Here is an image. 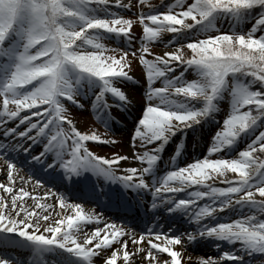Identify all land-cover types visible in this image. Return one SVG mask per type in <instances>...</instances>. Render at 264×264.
Masks as SVG:
<instances>
[{
	"label": "snow or ice",
	"instance_id": "1",
	"mask_svg": "<svg viewBox=\"0 0 264 264\" xmlns=\"http://www.w3.org/2000/svg\"><path fill=\"white\" fill-rule=\"evenodd\" d=\"M112 3L132 7L130 0L123 4L122 0H0V124L5 123V117L28 122L24 131L16 132L6 127L2 134L6 137L15 133L30 140L44 136L47 139L45 151L53 153L49 167L59 164L68 177L79 178L82 173L90 172L137 191L151 188L154 197L161 191L179 192L189 184L202 185L204 190L190 193L187 199L164 197L171 205L166 210L189 212L200 236L234 245L222 253L221 259L243 264L241 254H247L250 259L253 255L264 256V157L256 155L264 153V0H191L186 7L184 0H174L167 5L166 11L154 10L148 5L149 11H141L136 16L142 25L139 62L145 68L149 102L130 139L135 153L132 158L143 166L139 169L129 167L126 174L118 173L114 166L129 159L128 156L113 153L107 158L96 155L86 145V142L114 144L116 141L95 131H80L66 114L65 107L67 102L83 107L77 97L90 96L94 117L109 127L112 109H123L129 102L118 84L132 79L126 70L129 53L115 48L111 51L120 52L119 56L106 55L102 40L121 38L126 47L130 46L133 20L113 12L108 7ZM138 4L147 5V0H138ZM256 8L259 11L251 27L246 32L237 30L240 22L247 20ZM224 19L236 27L220 31L218 23ZM257 31L260 32L258 36L255 35ZM163 32L175 34L170 44L176 40L186 41L191 55L185 57L177 43L173 51L147 59L145 53L150 54V42L158 41ZM86 46L93 50L82 51ZM132 55L137 52L133 51ZM177 64L182 70L170 75ZM188 70L194 73V78H186ZM157 79L161 81L160 87L153 86ZM225 98L229 111L221 121L223 127L214 133L207 152L223 151L226 156L198 158L186 166L172 167L158 177L160 154L170 139L177 132L211 119ZM9 104L14 107L9 108ZM34 108L39 110L31 111ZM22 109L30 110L31 116L40 119L32 121L28 115H21ZM258 124L261 127L257 132ZM32 129L36 131L29 136ZM249 133L253 137L246 146L237 151L235 158H228L227 154L235 150L239 139ZM137 139L139 147L145 149L143 152H136ZM153 144L150 150L146 147ZM6 147L15 150L22 146L0 143V148ZM22 150L27 152L28 148ZM181 151L182 146L177 144L172 159ZM6 163L7 178L12 181L14 162L7 159ZM226 172L236 174L226 180L228 186L207 183L211 175L224 177ZM146 176H151V185ZM35 183L40 184V181ZM0 188L5 193H13V188L7 184H0ZM20 193L29 195L20 189L11 195L10 205L5 196H0V249L8 245L28 248L32 264H49V255L53 256L55 264H93V257L113 243L119 244V250L111 249L102 264H117L121 256L127 264L133 256L126 249L127 241L120 240L125 235L123 228L105 224L103 229L94 228L90 234L82 231L81 225L96 217L94 213L85 212L81 204L58 197L56 203L61 208H71L74 215L61 216L54 223H47L50 214L42 215L35 208L29 211ZM202 197L213 203L196 206L195 200ZM233 201L248 207L249 213L229 222L200 223L214 216V205L224 209ZM156 206L153 203L152 207ZM192 206H195L194 212ZM9 207L18 211L15 214L6 212ZM47 207L36 200V208ZM40 219L46 223L43 232L39 231ZM148 235L156 241L163 237L161 242L148 239L150 247L147 250L136 249L144 252L148 264H169L167 259L158 260V253L167 254L170 264H181L180 251L172 247L181 242L179 234L151 231ZM144 239L142 232L133 243L138 245ZM187 239H194L192 232L187 233ZM0 264H12V261L4 257L0 258ZM204 264H214V261L208 258Z\"/></svg>",
	"mask_w": 264,
	"mask_h": 264
},
{
	"label": "rangeland",
	"instance_id": "2",
	"mask_svg": "<svg viewBox=\"0 0 264 264\" xmlns=\"http://www.w3.org/2000/svg\"><path fill=\"white\" fill-rule=\"evenodd\" d=\"M189 2H190V0H184V5L183 6L186 7L187 3H189ZM167 4H168V2H167ZM132 8L134 9V6ZM132 8H130V9H132ZM123 10L125 12H129L128 11L129 8H124ZM163 10H165V8ZM133 27L136 30H138V33H139L137 39H141L142 34L140 32V23H139V21L134 22L133 23ZM171 38H172V36H167V33L164 32L163 35H162V40L157 41V43L154 44L157 47L159 53L163 54L166 51H173L174 50L173 46L170 43H168L171 40ZM103 44H105V43H103ZM130 44H132V41H130ZM105 46H106V44H105ZM137 47H139V46H137ZM140 49H141V47H140ZM111 50L112 49H110V48L109 49L106 48L105 54L106 55L115 54L117 56L120 55V52L113 53ZM132 52H133L132 50L128 51V53H129V55L127 57L128 70H130V72H129L130 74L132 73V74L138 75L139 74L138 72H140V69L142 68L141 67V63L139 62V57H138L139 53L136 50L137 55H132ZM187 79H190V78H187ZM118 84H119V86L121 88H124L123 90L126 89V91H127L126 94L128 96V101L139 104V109L136 110V112H134L135 117H134L133 121H134V125H136V122L139 119V117L141 116L143 108L145 106L144 105V101L143 102H140V101L138 102V101L135 100L136 99L135 95H138L137 94V90H136L137 87H133V88L130 87L128 89V88H126L124 86L123 82H118ZM84 98H85V100L83 99V101H81V104L83 105V107H80L79 109L71 107L69 109L70 111H67L66 114L68 115V117L70 119H72L75 122L76 126H79L82 129V131L87 132V133H91V131L92 132L95 131V133H98V128L93 125L92 119L90 118V113L93 114L92 110H91V107H90L91 97L90 96H86ZM109 99H111V97H109ZM13 107H14L13 105H11V104L9 105V108H13ZM219 107H222V110L219 108V111L215 115H213L211 117V119L207 120L208 122H212V124H216V125L218 124L215 128H213L211 130V131H213V133L211 131H209V129L211 127L210 128L209 127L204 128V127L199 126V125L193 126V128H196L193 131H190V128L187 129L190 132L189 133V137H188V140H190V141H188L189 145L187 146L189 151H191L192 149L195 150L194 147H196V145H197L196 140L199 139L203 143L202 144L203 146H202L200 151H197V150L194 151L196 157L195 158L194 157L193 158H188L187 160H185L184 164H182L180 166H177L178 165V161L176 160V156H178V155H175V159L174 160L172 159L173 155L175 154L176 145L178 144V140H174L166 148V150L168 151V149L171 146H174L173 147V151L169 155L167 160L162 165H159V162H158V166L157 167H159V170H156V174H157L158 177L161 176L162 174H164L166 171L170 170L172 167L184 166L187 163H191L192 161H194V160H196L198 158L207 157L209 159H217V158H224L226 156L225 152H223V151L219 152L218 154H216V153L215 154L214 153L209 154L207 152L208 147H206V149H204V144H205V142H204L205 141L204 140V134H206L208 132L206 137L211 136V135L213 137L214 131L216 132L217 130H219L222 127V123L221 122L219 123V118H224L227 115L228 111H229V104H228L227 98H225L219 104ZM116 108H119V107H116ZM73 109L81 111V112L76 113ZM119 109L120 110H124V108L123 109L119 108ZM26 110H28V109H22L21 113L26 111ZM24 115H26V114H24ZM93 118L95 120H97L94 117V115H93ZM6 119H8V118H6ZM14 121L17 122V125H20L17 129H15L16 132L17 131H19V132L20 131H24V129L27 127V123H28L27 121H25L24 123H20V121L18 119H16V118H14ZM207 121H205V122H207ZM210 126H211V124H210ZM6 127L7 128H14L16 126L14 124H12V127L11 126H6ZM133 130H134V128H133ZM133 130L129 131L127 133L128 135H125V133H124V135L121 137V139L114 145L111 144V146H109L108 144L96 143V144H94V146L90 145L89 149H90V151H94V153L96 155L100 154V156L103 155V156H106L107 158H111L113 153H118V154H120L122 156H128L129 159H124V160L120 161L119 166H114L116 168V171L118 173H120V174H126V169L129 168V167H135V168L139 169V168H141L143 166V164L140 161L132 158L134 156V154H135L133 152V148H132V146L130 144V139H131ZM113 132H114L113 134H116V135L118 133L116 131V128H115V130ZM29 133H34V131L30 130ZM13 134H15V133H13ZM100 135L102 136V134H100ZM212 143H213V141L211 139V144ZM68 144L69 145L71 144L70 140L68 141ZM136 144H137V147H136V152L137 153L143 152L145 150L144 148L139 147L140 141H137ZM38 145L40 146V142L38 143ZM91 146L94 149L91 148ZM153 146H154V144L153 145H146V147L149 150ZM113 147L115 148L113 150V153L109 154V152H104L105 150H107L109 148H113ZM37 150L40 152L39 156L48 155L49 157H51L53 159V154H51V152L45 151L44 147L40 146ZM98 150H101V151L99 152ZM8 152H10V150L8 148L4 149L3 153H1V155H0V161L4 162L3 167L0 168V184H7L9 187H12L13 188V193H5L4 189L0 188V196H5L7 198V200H8V202H9V204H10V200L9 199H11V195L16 194L22 187H24V192L29 193V195L28 196H24L23 193H20V199L22 201H24V202H25V200L34 202L33 204L36 203V200H39L41 204H46V205L50 206V211L49 210L43 211V209H40V208H35V209H36L37 212H41L42 215H49L50 214L47 223H54L55 220L60 218V216L57 215V210L55 208V205H57V203H56L57 195H55L54 197L53 196H49V193L50 192H54V190H52V189L48 188L47 186L43 185L41 182H40V184H36L35 182H36L37 179L32 174L28 175L27 172H26V169H24L23 167H21L20 165H18L16 163H14L13 171H15V172H13V179H12V181H9L8 178H7L8 170H7V163H6V160L8 158H6L4 156V155H7ZM107 154L109 155V157H108ZM233 155L234 154H233V151H232L231 153L227 154V157L230 158ZM161 167L165 168L166 170L164 172H161V170H162V169H160ZM212 176L213 175H211L210 177H212ZM231 176H234V175H232V173H230V172H226L225 176L223 177V182L220 181L219 183H213V185L216 186V187H226V186H228V184L226 183V180L229 177H231ZM83 177L86 179V183H89V181L92 180L91 186H94V184L97 182V179H100L102 182L108 183L110 185L119 184V182H115L114 183V182H112L110 180H105L103 177H99L98 178V177H96L95 175H93L90 172H86L83 175ZM145 179H146L147 182H151L150 176H146ZM217 180H219V179H217ZM26 181L30 182V185H27ZM37 185H40V187L43 189L42 193L32 189L33 187L35 188ZM31 186H33V187H31ZM195 186L196 185H191V184L187 185L185 187V189L188 188V190H187L188 192L184 193L185 189L183 191H179L174 196L173 200L181 199V198L187 199V198H190V193H192L194 191L204 190V188H200V187L196 188ZM45 193H48V195L46 196ZM192 198L195 199L194 197H192ZM207 199H208L207 197H202L199 200H195V205L198 206V205L205 204ZM19 202H20V200L17 201V203H19ZM69 202H72V201H69ZM30 208H29V211H31ZM191 210L194 212L195 211V206H192ZM7 211H12V210L9 207V208H6V212ZM239 211H241V213H242L241 215H243V214H246L249 211V208L245 207V206L236 205L235 203H232L229 207H226L225 209H221L218 212H216L211 219L204 218L202 220V222H203V224H211V223H214V222L215 223L229 222L230 220L236 219L238 216H240V215H238ZM222 212H224V214H221ZM95 213H97V211H95ZM184 213H185V215L187 217L191 216V214L189 212H184ZM21 218H23V217L21 216ZM33 219L36 220L37 218L35 216H33ZM98 220H100V218ZM44 227H46V223H45V221L43 219H40L39 220V231L41 232L42 230H44ZM90 230H91V228H90ZM127 232L129 233L130 231L127 230ZM160 232L161 233H166L167 232V234H169V235H177V234H179L181 236V242L183 240L184 241L183 243L185 245L183 246L182 243H178L176 245H181V246H179L178 248L176 247V249H178L179 251H181L183 253H186V255L188 256V257H184L183 262L181 261V264H204V262H206L208 260V258H212V260L214 261V264H240V261H233V260H228L227 258H223V259L220 258L224 251L231 250L234 247V245H230L227 242H224L222 240H214V239L206 237V239L208 241L206 243H204V245L205 246L209 245L210 247H209V250L203 251L201 248L204 245L198 244V243H196L194 245H190V243L185 241L187 239V233L184 232V231L183 232H172L171 233V229H165L164 227H161L160 228ZM189 232H192L194 236L202 237V236L199 235V230H197V231H189ZM46 234H48V233H46ZM203 237H205V236H203ZM120 240L124 241V239H120ZM11 246H14L16 248H22L24 250H27V252L24 255H20V254L11 252V251H7L6 250L7 247H6V248L0 249V258L6 257V258L10 259L12 261V264H28V263L32 264V259H31L32 253H31L30 249L25 248V247L15 246V245H11ZM173 246L175 247V245H173ZM210 248H212V249L210 250ZM126 249H127V247H126ZM110 251L111 250H109V252ZM181 252H180V256H181ZM241 255L243 257V264H264V256L253 255L251 257V259H250L247 254H241ZM190 257H194V259L197 258L198 261H192V260L189 261ZM47 259H49V261H48L49 264H55L53 256L49 255L47 257ZM157 259H161V260H166L167 259V260H169V264H170V258L167 256V254L158 253L157 254ZM134 264H141V263L135 262Z\"/></svg>",
	"mask_w": 264,
	"mask_h": 264
},
{
	"label": "bare ground",
	"instance_id": "3",
	"mask_svg": "<svg viewBox=\"0 0 264 264\" xmlns=\"http://www.w3.org/2000/svg\"><path fill=\"white\" fill-rule=\"evenodd\" d=\"M128 105H129V107H130L133 111H135V110L138 108L136 105L132 104L131 102H128ZM112 114H113L115 117H118L119 119L122 118V117L119 116V114L116 113V112H112ZM2 133H3V132L0 130V138H1V139L4 138V135H3ZM17 143H19L20 145L23 144V142H21V141H14V142H12V145H15V144H17ZM15 150H16V149H15ZM16 152H19V150L16 151ZM18 157H24V156H22V155H18ZM44 163H45L44 165H46V162H45V161H44ZM3 165H4V162H3V161H0V168H2ZM49 165H51V161L49 162V164L46 165L48 168H46V170H45V168L42 167V170L44 169L47 173H51L50 170H55V171L57 170L56 168L49 169V168H50ZM13 172H15V171H13ZM61 178H62V177L57 178V181H58L57 183H58V185L60 184V186H58V185L55 183V180H54V179L48 181V183H50V184H52V185H55L56 188H57V186H58V189H59L58 191H60V192L64 191L63 188L61 187V185H63V184L61 183V180H60ZM26 184H27V185H30V182H27ZM31 187H33V186H31ZM21 189L24 190V187H22ZM32 189L35 190V191H39L40 193L43 192V189L40 187V185H37L35 188L33 187ZM25 190H26V189H25ZM126 192H128V191H126ZM172 193H173V192H160V193H158L155 197L153 196V194H151V197L149 198V203H148V205H149V204H150V205H153V203H156V205H157L156 207H163V208L167 209V207H170V205H169L168 201H165V200H164V197H169V198H171V197L173 196ZM55 195H57V199H58V197L63 196L66 200H69L67 196L62 195V193H57V191H56V192H50V193H49V196H53V197H54ZM9 200L11 201V199H9ZM19 203H20V202H19ZM19 203H18V204H19ZM23 203H24L25 207H26L28 210H29L30 207H31L30 209H32V208H36V203L33 204L34 202H31V201L25 200V202L23 201ZM28 203H29V204H28ZM9 205H10V204H9ZM55 208H56V210H57V215L60 216V218H61V216H66V215H68V214H72V215H74V213H72L71 208H61L58 204L55 205ZM82 208L84 209L85 212H91V213H94V211H92V209H88V208H85V207H82ZM11 210H12V209H11ZM45 210H49V211H50V206H48L47 208L43 209V211H45ZM16 211H18V209H17V210H12V212H13L14 214H15ZM21 216H22V214H21ZM95 217H96V218H94L93 220H91V221H89V222H87V223L81 225V229H82V231H84V232L90 234V232H91L92 229L98 227V224H99V222H100L101 220H97L98 217H97L96 215H95ZM187 221H190V219H187ZM104 222H105V223H103L104 225H105V224L113 225L112 223H110V222H108V221H104ZM200 223L202 224V220L200 221ZM193 224H194V225H193ZM190 225H191V226H190V229H195V228H197V224H196V222L193 221V220H191ZM101 226H103V225H101ZM101 226H100L99 228L103 229V227H101ZM90 228H91V230H90ZM43 231H44V230H42L41 232H43ZM135 237H136V235H134V234H130V239H131V240L134 241V238H135ZM120 239H124L123 236L120 237ZM148 239H149V237H148V236H145V239L142 240V241H140V243H139V247H137V245H135L134 243H130L129 241L127 242V250H128L130 253L133 254V256L130 257V259H129V261L127 262V264H134L135 262H137V263H141V264H148V261L144 259V252H143V251H140V252H137V251H136L137 248H142V249L147 250L146 247L148 246V245H147V240H148ZM152 239L154 240V242H161V241H162V238H161V241H156L154 237H153ZM126 240H128V239H126ZM173 245H175V247H174ZM173 245H172V247H173L175 250H178V249H176V247L178 248L179 246H181V245H176V244H173ZM113 248L119 250V244H117V243H113L109 248H103V249H101V250L98 252V254H97L96 256L93 257V264H102L103 259H104L107 255L110 254L109 250H111V249H113ZM132 251H133V252H132ZM155 251H156V250H155ZM180 252H181V251H180ZM180 257H181V261L183 262L184 257H188V256L186 255V253L181 252V256H180ZM158 260H161V259H158ZM190 260H192V261H198V259H197V258L194 259V257H190V258H189V261H190ZM28 264H30V263H28ZM117 264H124L122 256L118 258Z\"/></svg>",
	"mask_w": 264,
	"mask_h": 264
},
{
	"label": "trees",
	"instance_id": "4",
	"mask_svg": "<svg viewBox=\"0 0 264 264\" xmlns=\"http://www.w3.org/2000/svg\"><path fill=\"white\" fill-rule=\"evenodd\" d=\"M161 1H163V0H154V4L156 5V4H158L159 2H161ZM173 2H174V0L171 1V3H173ZM190 2H191V0H190ZM147 3H149L148 0H147ZM147 8H148V7H147ZM258 11H259V8L254 9L253 12H252V14H251V16H250L247 20L241 21L240 24L247 23L248 26H249L248 28H250V27H251V24L254 23V20H255V18H256V14H257ZM130 19L133 20V18H130ZM226 20H227V19H226ZM188 22H191V20L189 19ZM227 22H228V24H230L231 27H234V26H235V25H233L230 21L227 20ZM130 30H131V28H130ZM212 34H215V33L213 32ZM255 35H257V36L260 35V32L257 31V32L255 33ZM201 38H202V37H201ZM102 42H104V41L102 40ZM88 48H89L90 51L93 50L90 46H88ZM185 48H187V47H185ZM187 50H188V53L185 54V57H188V56L191 55V51H190V49L187 48ZM256 86L259 87V85H256ZM258 125H259V124H258ZM263 157H264V156H263ZM258 196H259V195H258ZM259 198H260V197H259Z\"/></svg>",
	"mask_w": 264,
	"mask_h": 264
}]
</instances>
